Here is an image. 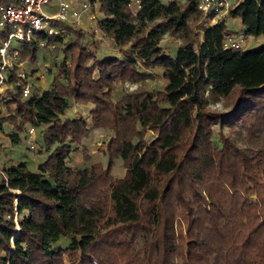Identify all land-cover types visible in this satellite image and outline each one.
<instances>
[{
	"label": "trees",
	"instance_id": "16d2710c",
	"mask_svg": "<svg viewBox=\"0 0 264 264\" xmlns=\"http://www.w3.org/2000/svg\"><path fill=\"white\" fill-rule=\"evenodd\" d=\"M97 2L95 28L120 57L98 58L77 24L59 21V35L18 45L31 64L39 49L62 46L70 65L55 67L39 97L22 99L15 74L7 78L0 134L12 125L18 144L25 126H44L47 157L36 172L22 162L0 169V264H63L65 254L72 264H264V44L225 49L224 21L205 25L195 0H139L136 11L129 0ZM227 14L246 37H264V0ZM165 35L181 40L173 56L159 46ZM154 68L164 83L150 90ZM125 84L135 88L113 100ZM70 102L90 105L91 126L112 132L105 167L67 166L88 134L84 119L64 117ZM61 237L69 247H55Z\"/></svg>",
	"mask_w": 264,
	"mask_h": 264
},
{
	"label": "rangeland",
	"instance_id": "374dc122",
	"mask_svg": "<svg viewBox=\"0 0 264 264\" xmlns=\"http://www.w3.org/2000/svg\"><path fill=\"white\" fill-rule=\"evenodd\" d=\"M77 0L76 2H80ZM178 3H181L183 0H174ZM238 0H227V8H230ZM183 3V2H182ZM97 9H94V5H91L89 10L85 13L89 16V19L83 21V16L80 20V23L77 24V27L85 32L89 39L92 42V45L96 51L98 58L105 56H117L120 57V49L117 48L111 40L103 37L99 31H94L95 20L100 18L97 13ZM99 11V10H98ZM93 15V18H92ZM227 20L228 33L236 39L237 42L241 45V50H255L264 44V37H250L245 36L244 28L242 27L238 19H231L228 17V14L225 13ZM196 33V41L201 40V31L194 26ZM66 41L64 37L63 41ZM181 44V40L176 36L165 35L159 43L162 51L170 56L175 54L176 48ZM13 46H18L16 41L12 42ZM68 60V57H65L62 53V46H60L58 51L53 50L51 46L46 48H41L37 54V60L35 64H31L27 61L23 62V68L28 73L27 83L30 87V95L37 97L43 91H46L50 88L52 81V74L55 70V67L59 65L62 61ZM154 75L153 79L147 80V88L152 89H161L163 87L164 81L161 79V69L154 68L150 71ZM11 89V87H8ZM135 86L132 85H117L113 93V100H119L126 91L133 90ZM5 88H2L0 94V116H6L8 110L4 105V102L7 100ZM207 96V95H206ZM208 107L211 109L223 110L222 101L216 102L211 99L208 100ZM13 106H10L12 109ZM90 105H79L72 102L69 103V107L65 112L64 117L68 118H82L86 122L88 134L84 137L79 146L72 145V152L70 153L66 163L67 166L73 169L89 168L91 165L100 164L103 167L107 164V144L112 137V132L108 129L94 128L91 126L90 118L88 112L90 110ZM29 125L25 126L24 131L20 134V143H18L13 150H10L12 147V142L10 141L9 135L14 131L12 125L5 124L3 126L4 133L0 134V150L3 152L6 151L7 158H12L13 160H21L22 163H25L28 170L31 172H36L37 162H40L43 159V156L46 154L45 148L41 142L42 131L45 128L44 126L36 128L35 132V141L36 149L30 150L27 144V138L25 137L26 128ZM219 127L214 126V142L216 145H219L217 140V132ZM222 132L224 135H231L230 131L227 128H223ZM233 135V134H232ZM153 138V135L150 132H147L144 136L146 141H149ZM13 148V147H12ZM37 159V161H36ZM11 160V159H10ZM126 169L119 158L114 159V165L111 171V174L114 179H120L125 175ZM69 238L61 237L60 241L55 245V247H60L65 249L69 247ZM63 264H72L71 257L69 254L63 256Z\"/></svg>",
	"mask_w": 264,
	"mask_h": 264
},
{
	"label": "built area",
	"instance_id": "2783aa9c",
	"mask_svg": "<svg viewBox=\"0 0 264 264\" xmlns=\"http://www.w3.org/2000/svg\"><path fill=\"white\" fill-rule=\"evenodd\" d=\"M7 0L0 2V32L5 38L0 40V91L8 89L6 83L8 76L14 73L17 77L16 85L21 87L22 99H29L30 87L27 83L28 73L23 68V62L18 58V46L12 42L28 43L35 41L38 35L55 36L58 31L52 26V21L68 24H78L82 16L97 0ZM196 7L201 14L205 25H215L221 21L222 16L228 13L227 0H195ZM129 7L136 11L139 0H129ZM42 46V42H39ZM225 49L239 50L241 45L228 31L223 37ZM69 66V61H65ZM11 87V86H10ZM2 94V93H1ZM0 94V96H2ZM36 127L28 126L25 131L28 148L36 149Z\"/></svg>",
	"mask_w": 264,
	"mask_h": 264
},
{
	"label": "crops",
	"instance_id": "0c3cea01",
	"mask_svg": "<svg viewBox=\"0 0 264 264\" xmlns=\"http://www.w3.org/2000/svg\"><path fill=\"white\" fill-rule=\"evenodd\" d=\"M160 2H162V3H164V4H167V3H169V2H172V1H174V0H159ZM241 0H238L236 3H234L231 7H230V9L234 6V5H236L238 2H240ZM182 2H184V0L183 1H181V3ZM94 9H97L96 11H95V13H97L99 16H101L102 17V15L100 14V12L98 11V9H99V4L97 3V4H94ZM92 18H93V15H92ZM87 19H89V16H87V14L85 15H83V21L84 20H87ZM222 21H224V23H225V26H227V20H226V15H223L222 16V19H221ZM227 29V28H226ZM244 30V29H243ZM94 31H98L96 28H94ZM41 95V94H40ZM40 95H38L37 97H39ZM21 141V140H20ZM20 143V142H19ZM17 144H12V147H10V150H13L14 148H15V146H16ZM41 156H43V159L40 161V162H37V166H36V170L35 171H37V169H38V166L46 159V157H47V153L46 154H44V155H41ZM11 159V160H10ZM36 161H37V159H36ZM20 162H22L21 160H13L12 158H7V154H6V151H2V150H0V169H2L3 167H7V166H10V165H15V164H18V163H20Z\"/></svg>",
	"mask_w": 264,
	"mask_h": 264
},
{
	"label": "water",
	"instance_id": "95a60500",
	"mask_svg": "<svg viewBox=\"0 0 264 264\" xmlns=\"http://www.w3.org/2000/svg\"><path fill=\"white\" fill-rule=\"evenodd\" d=\"M15 202H16V200H15ZM18 227V226H17ZM19 230V229H18ZM18 230H17V232H18ZM11 244L13 245V239L11 240Z\"/></svg>",
	"mask_w": 264,
	"mask_h": 264
}]
</instances>
